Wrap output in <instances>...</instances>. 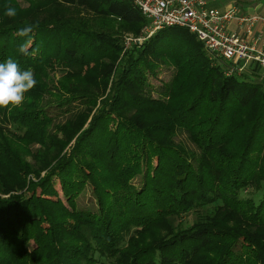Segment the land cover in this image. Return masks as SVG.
<instances>
[{
  "label": "trees",
  "instance_id": "1",
  "mask_svg": "<svg viewBox=\"0 0 264 264\" xmlns=\"http://www.w3.org/2000/svg\"><path fill=\"white\" fill-rule=\"evenodd\" d=\"M23 3L35 19L0 21V63L12 58L37 81L20 106L0 108V196L21 192L0 197V264H264V83L226 76L177 27L154 33L114 69L118 41L79 13L137 32L146 20L128 0ZM159 66L174 73L154 99L147 73L155 77ZM58 69L78 76L54 82L48 73ZM71 114L72 123L58 121ZM178 132L196 152L173 142ZM14 142L36 160L40 149L58 151L51 161L40 154L38 168ZM85 184L96 213L74 206Z\"/></svg>",
  "mask_w": 264,
  "mask_h": 264
},
{
  "label": "built area",
  "instance_id": "2",
  "mask_svg": "<svg viewBox=\"0 0 264 264\" xmlns=\"http://www.w3.org/2000/svg\"><path fill=\"white\" fill-rule=\"evenodd\" d=\"M128 1L145 18L147 38L162 29H187L202 43L209 60L225 63L226 76L247 74L264 83V40L252 38L256 24L264 25V15L239 14L235 7L219 10L207 0Z\"/></svg>",
  "mask_w": 264,
  "mask_h": 264
},
{
  "label": "rangeland",
  "instance_id": "3",
  "mask_svg": "<svg viewBox=\"0 0 264 264\" xmlns=\"http://www.w3.org/2000/svg\"><path fill=\"white\" fill-rule=\"evenodd\" d=\"M18 5L21 6V8H18L16 10V15L13 17H8L5 15V11L8 8L7 5L2 3L0 0V21L4 20L6 23L8 22H24L26 20H32L35 19L30 13H27L23 8H26L27 4L23 3V0H16ZM64 8H61V11H65ZM42 13L38 14V18H42ZM68 16L71 17V19H75V15L71 13V10L68 11ZM80 18H83L85 21H87L88 25L90 26L91 30H96L97 32L100 31L101 34L106 35L109 38L116 39L121 47V52L118 61L115 63L114 69H116L117 66L120 65L121 60L123 59L122 57L128 53H132L134 51H137L141 48V45L144 44L150 37L147 38V32L145 29V25H142L141 28L136 32L131 27L128 26H123L118 20L116 19H111V18H106L103 16H99L97 14H94L92 12L89 13V11L85 12L82 11L79 13ZM211 61V60H210ZM212 64H223L225 63L222 60L219 61H211ZM226 66V65H225ZM252 67L248 68L249 71H252ZM247 72V71H246ZM174 73V68L173 67H164V66H159L157 69H155V74L156 76L153 77L152 74H148V84L152 87L154 90V93H152V98L156 99L158 98V95L156 92H158L161 88V86L165 83H167L170 78L172 77ZM78 76V75H77ZM77 76H72V75H67L64 74L63 72L58 70H52L48 73V77L50 79H53L54 82L57 81H62L63 79L65 80H72L76 78ZM247 77V76H246ZM254 78V76H253ZM63 80V81H65ZM111 80L109 83L106 85L102 96L99 98L100 100L104 99V97L108 94L110 86H111ZM75 83L77 81L75 80ZM74 85V84H73ZM99 100V101H100ZM45 101L51 102V106L53 107L55 104V99L49 96H45ZM44 102V100H43ZM99 103V102H98ZM96 109V108H95ZM93 110V112L95 111ZM50 112H56L54 109L50 110ZM75 115V114H74ZM73 114H71L69 117L63 116V118H58V121H61V124L66 122L65 124H70L72 121L76 119V117ZM90 118L83 124V126L80 128V131H83L86 129L88 122ZM57 121V122H58ZM53 132L51 128L49 129V132ZM79 131V132H80ZM54 133V132H53ZM74 139L71 141L70 144L66 147V149L62 152H66L67 149L73 144ZM173 142L176 144H181L183 148H185L187 151H192L196 152V148L191 144V142L187 139L186 135L182 132H178L176 136L173 138ZM14 147L19 151V154H24L23 159L27 162L29 165H34L35 167L41 168L39 165L40 162V154L45 156V161H51L54 158V155L57 153V148H54L53 151L50 153L48 152L45 154V150L40 149V154L37 155V160L34 158V155L32 154H27L26 152H23V147L20 143L14 142ZM36 149H38V145L32 146V152H34ZM44 152V153H43ZM47 170H40L39 178L43 177L46 174ZM33 181H37V178L32 177L31 178ZM54 184H55V189L57 190L59 194V198L63 204H66V200L63 198V194L60 192L59 184L57 179H54ZM132 186L135 189H139L142 184L141 178L138 176L134 178L131 182ZM11 194H16V193H11ZM9 194V195H11ZM21 194V192H18L16 195ZM8 195V196H9ZM8 196H0L1 198H8ZM74 206L78 210H88L91 213H96L99 209L98 203L96 202L92 192H91V186L89 184H85V186L81 189V191L78 193L76 196L75 200H73ZM193 219V215L190 214L188 216L184 217V220L187 222H190ZM34 221V219H32ZM43 237L46 236V234L43 233ZM35 247L33 240L30 241L28 244V250H31Z\"/></svg>",
  "mask_w": 264,
  "mask_h": 264
},
{
  "label": "clouds",
  "instance_id": "4",
  "mask_svg": "<svg viewBox=\"0 0 264 264\" xmlns=\"http://www.w3.org/2000/svg\"><path fill=\"white\" fill-rule=\"evenodd\" d=\"M5 15L13 17L16 10L8 7ZM32 31V27L28 26L21 29L18 35L28 37ZM19 51L23 53L25 46L21 45ZM37 81L31 69L21 70L19 65L9 58L6 62L0 63V108H8L20 106L25 100V93L29 92Z\"/></svg>",
  "mask_w": 264,
  "mask_h": 264
},
{
  "label": "crops",
  "instance_id": "5",
  "mask_svg": "<svg viewBox=\"0 0 264 264\" xmlns=\"http://www.w3.org/2000/svg\"><path fill=\"white\" fill-rule=\"evenodd\" d=\"M209 6L224 10L229 7H235L239 14L249 16L264 15V0H207ZM232 31H237L235 25L231 26ZM253 39L260 38L264 40V25L262 23L256 24L253 30Z\"/></svg>",
  "mask_w": 264,
  "mask_h": 264
}]
</instances>
